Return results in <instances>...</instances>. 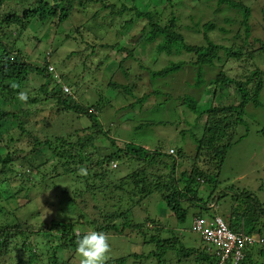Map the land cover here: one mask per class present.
Listing matches in <instances>:
<instances>
[{"label": "trees", "instance_id": "obj_1", "mask_svg": "<svg viewBox=\"0 0 264 264\" xmlns=\"http://www.w3.org/2000/svg\"><path fill=\"white\" fill-rule=\"evenodd\" d=\"M102 1L0 0V99L4 103L21 101L18 93L26 91L28 100L21 102L30 107L31 111L25 116L30 118L33 126L40 125L28 141L32 149L22 153L21 157L18 150L0 155L2 180L12 176L19 181V186L7 201L13 219L0 226V264H8L4 262V257L10 256L15 247L23 253L17 258L16 264H41L40 251L44 245L41 247L40 243L39 246H33L31 242L33 238L41 239V242L49 238L50 244H46L45 247H49L51 251L44 264H79L76 260L74 263L73 254L76 252L77 240L86 233V230L102 231L108 236H122L126 230L131 229L142 230L145 223L134 224L130 217H133L135 210L152 195H158L170 215L181 224L186 221L188 208L198 209L193 219L219 216L218 207L224 206V213L219 217L233 233L263 240L262 244H246L243 248L244 257L239 264L249 262L255 264V254L264 262V236L260 230L261 220L264 218V203L259 202L246 190L233 192L228 188L219 189V172L229 151L248 136V130L240 132V127L245 125V110L248 105L254 108L261 106L260 96L264 90V67L261 68L255 63L256 58L264 57V39L254 38L251 35V9L248 4L251 0L203 1L213 2V9L208 12L209 16L216 13L224 14L222 10L225 7L234 10L233 15L224 16L223 22L229 25L238 24L241 29L237 30L234 40L228 45L217 44L209 38V32L216 29L213 19L201 25L191 16L189 17L191 26L179 27L176 18L172 15L168 24L161 26L160 18L163 10L160 8L140 11L137 7L123 5L117 15L113 14V16L124 21L119 23L120 25L111 23L106 27V30L110 29L107 34L112 35L113 38L119 35L128 38L124 48L118 47L126 52V56L118 64V70L122 71L125 77H128V74L123 64L127 61L136 63L135 48L144 43L155 45V53L161 57L168 58L182 53L191 56L189 61L170 64L161 70L151 71L153 79L168 75L186 65H192L198 68L193 85L196 88L207 86L205 92L210 89L216 90L220 86L234 88L236 102L213 104L205 110H200L199 113L194 99L184 98L187 107L191 111H196V122L203 119L204 125L202 135L196 141V154L188 162V169H183L181 172L179 171L181 163L189 159L184 155V150L169 148L168 152H163L160 149H146L130 144L117 146L116 140L110 135V130L99 120V114L105 110L103 106L100 107L98 103L85 105L79 102L73 93L77 85L69 82L67 86L62 84L61 79L65 76L55 72L54 67L50 70L52 63L50 54L39 57L42 65L34 66L30 63L32 57L35 58L33 54L38 51L40 42L30 29V24L34 20L45 30L48 26H57L73 14L79 16L82 13L86 14L89 5ZM165 1L173 9L174 0ZM102 7L113 8L112 5ZM131 15L139 23L141 22L140 30L135 29L133 19L128 20ZM91 20L88 19L85 23L77 25L76 32H69L65 35V39L73 43L83 37L92 39L95 44L89 43V49L93 54L97 47L103 50L119 46L116 42L99 45L98 43L103 41L105 36H97L96 32L99 34L104 28L101 27L103 25L96 24V30L87 33ZM219 30L226 32L225 29ZM189 33L197 37L201 35L202 41L198 42V45H193L187 41L191 38ZM33 40L36 44L27 52L26 47L32 44ZM86 48L88 49L87 46ZM79 53L73 51L67 58ZM232 63L237 64L238 72L235 75H231L225 69L227 64ZM101 66H104V61L98 63L95 68L99 70ZM205 66L217 69L214 78L207 83H204L202 73ZM147 67L146 70L149 71ZM32 74L39 76L41 81L37 82H40L37 87L33 89L30 87V90H27L32 83ZM137 80H140V76L135 77L134 74L131 79L126 78V84L113 82L111 79L107 86L120 94L128 95L138 89ZM63 87H67L69 93H65ZM147 98L149 93L135 98L133 103L125 107L141 104ZM50 101H53L57 107L56 116L75 114L78 118H86L89 125L74 130L66 136L49 137L46 135V123L50 122H46L45 118L36 121H32L31 118L41 114L43 103ZM9 118L16 120L17 115L0 108V121ZM260 132H264V128ZM101 140H106L109 147L104 149L99 147L97 142ZM38 148L48 149L52 159L42 164L38 163L32 157V153ZM119 161L126 163L127 168L123 176L117 177L115 172L119 168ZM81 167L86 168V175L80 174ZM206 185L211 186L212 189L204 199L201 193ZM33 190L51 193L50 198L46 200V205L52 208V215L49 216L47 213L46 217L51 219L49 224L37 231L29 228L27 220L22 218L25 216L24 213L28 214L26 217H37L42 214L43 206L31 211L34 197L32 198L30 193ZM60 217L70 218L65 221ZM53 231L60 233L61 237L58 239ZM198 236L203 243L202 247L191 249L184 247L176 236L162 239L158 235H152L148 244L155 245V250L151 251L148 257L156 256L159 263L163 264L168 256L175 253L178 262L184 264H190V261L199 264H217V259L211 250L213 246L205 243L201 236ZM70 252L72 255L67 257L66 253ZM143 256L141 253H133L120 259H111L106 264H124L127 258L133 257L134 260H138Z\"/></svg>", "mask_w": 264, "mask_h": 264}, {"label": "rangeland", "instance_id": "obj_2", "mask_svg": "<svg viewBox=\"0 0 264 264\" xmlns=\"http://www.w3.org/2000/svg\"><path fill=\"white\" fill-rule=\"evenodd\" d=\"M203 1L174 0L172 9L165 0H103L101 3L89 5L87 13H82L81 17L73 14L72 17L58 23L57 26H48L45 30L34 20L30 24V29L36 34L40 42L39 46L37 45L38 51L33 54L35 58L32 57L30 63L34 66L42 65L39 62V57L50 54V61L52 62L50 65L54 67L55 72L59 75L65 76L61 79L62 84L67 86L69 82L70 84L75 83L77 85L73 89V93L79 102L85 105H96L98 103L100 107L103 106L105 110L99 114V120L110 130V135L116 140L117 146L130 144L146 149H160L163 152H168L169 148L184 150V155L189 159L181 163L179 167V171L181 172L183 169H188V162L196 154V141L199 140L203 132L204 120L196 122L197 113L213 104L236 102L237 96L234 88L228 89L220 86L216 90L210 89L207 92H205L208 89L207 86L196 88L193 85L198 68L192 65H186L168 75L153 79L151 71L161 70L170 64L189 61L191 60V56L188 53H182L178 56H174L176 55L174 54L168 58L165 56L161 57L155 53V45L152 46L144 43L135 48L136 63L127 61L123 64L128 74V77H125L124 73L118 70V64L126 56V52L118 47L124 48L128 38H124L125 35L113 38L112 35L107 34V31L110 29L106 30V27L111 23L120 25L119 23L124 21L122 18L119 19L115 16L123 5L137 7L140 11L160 8L163 10V15L160 18L161 26H166L171 20L172 15L176 18V23L179 27L191 26V20L189 19L191 16L194 17V21H199L201 25L207 22V20L213 19L216 29L209 32V38L217 44H230L234 40L237 30L241 28L235 23L226 24L223 22V19H225L224 16L233 15L234 10L225 7L222 10V12H225L224 14L216 13L209 16L208 12L213 9V2L207 1L204 3ZM248 4L251 9V35L254 38L264 39V0H251ZM103 5H112L113 8H103ZM113 14L115 15L113 16ZM88 19L92 20L88 25L87 33H93L96 30V24L103 25L101 26L104 28L103 31H99L101 32L99 34L96 32L97 36H105V39L98 43L99 45L107 42H116L119 43V46L113 49L104 48L103 50L97 47L95 54H93L92 50L89 49V43L91 45L95 44L92 39L89 40L83 37L74 41V43L65 39V35L69 32H76L77 25L85 23ZM129 19H133L135 29L140 30L142 27L141 22L139 23L132 15ZM219 29H225L226 32H221ZM190 36L191 38L187 39V41L193 43V45H198V42L202 41L201 35L197 37L194 34H190ZM35 44L36 41L33 40L32 44L26 47V51L29 52ZM73 51L78 53L81 51L82 53L67 58ZM103 61V67L101 66L99 70L95 68L98 63H102ZM255 63L263 68L264 57L256 58ZM236 65V63L227 64L225 69L231 75H235L238 72ZM146 67L149 71L146 70ZM216 72L217 69L205 66L202 72L204 83L214 78ZM134 74L135 77L140 76L141 81L137 80L138 89L131 94H120L107 86L111 79H113V82L126 84V78L131 79ZM31 79L32 83L27 90H30V87L32 89L37 87L40 83L37 82L41 81V78L35 74L31 75ZM146 93H149V98L143 103H138L133 107H125L127 104L133 103L135 98L141 97ZM186 97L194 99L197 113L196 111H191L187 107L188 104L184 103V98ZM260 105L258 108L248 105L245 110V125L240 127V132H244L246 129L248 130V136L243 142L234 146L229 151L219 172V189L228 188V190L231 189L233 192L246 190L259 202L264 203V132H260L264 128V90L260 96ZM41 107L43 108L41 114L35 115L31 120L47 119L46 122L49 121L50 123H46V135L49 137L66 136V134H71L74 130L82 129L89 125L86 118H78L75 114L56 116L55 111L57 107L53 101L43 103ZM0 108L14 112L17 115L16 120L9 118L0 121V155L18 150L21 157L22 153L32 149L28 141L37 129L40 128V125L33 126L30 118L25 116L30 113L31 109L21 101L4 103L0 99ZM118 108L124 109L115 110ZM97 143L103 149L109 147V143L106 140H101ZM32 157L42 164L43 162L50 161L52 154L46 148H38L32 153ZM119 162V168L115 172V176L117 177L123 176L127 168L126 163L123 161ZM18 186L19 181L13 179L12 176H7L3 180L0 176V226L11 222V219H13L10 205L7 201L8 197L14 194L13 191ZM211 189L212 187L209 185L204 186L201 197L206 199ZM30 194L32 198L34 197V206H32L31 211H35L38 207L43 206L42 214L37 217H26L28 214L24 213L25 216L22 218L27 220L29 228L37 231V229H43L45 225L49 224L48 222L51 219V217H46L47 213L49 216L52 215L51 206L46 205V200L50 198L51 193L33 190ZM24 201L22 200V202ZM197 213V208H188L186 221L181 224L170 215L166 205L158 195L150 196L142 203L141 207L135 210L134 216L130 217V219H133L134 224L144 222L145 227L140 231L137 229L126 230L122 236H109L110 252L108 253L106 262L111 259H120L133 253H141L146 257H140L138 260L130 257L127 258L124 264H160L156 256H152V258L148 257L151 251L155 250V245L148 244L152 235H158L162 239H171L173 236H176L186 248H201L203 243L200 237L191 233L190 230L192 217ZM218 213L219 216H222L224 206L218 207ZM21 216H23V213ZM60 218L67 221L70 217ZM260 230L264 236V218L261 220ZM86 232L88 231L86 230ZM75 233H77V230ZM54 235L58 239L61 237L57 231L54 232ZM48 240L49 238L41 242V239L37 240L33 238L31 241L33 246H39L40 243L41 247L44 245L40 251L41 264L46 262L47 256L51 251L49 247H45L46 244H50ZM22 254L19 248L15 247L10 256L4 257V262L16 264L17 258ZM66 254H68L66 255L67 257L72 255L71 252ZM73 258L74 263L75 260L79 263L80 257L77 252L73 254ZM254 260L255 264L264 263L256 254ZM189 263L199 264L194 261H190ZM163 264L184 263L178 262L177 255L174 253L168 256ZM247 264L253 263L249 262Z\"/></svg>", "mask_w": 264, "mask_h": 264}, {"label": "built area", "instance_id": "obj_3", "mask_svg": "<svg viewBox=\"0 0 264 264\" xmlns=\"http://www.w3.org/2000/svg\"><path fill=\"white\" fill-rule=\"evenodd\" d=\"M50 70H52L51 67ZM62 89L65 93H69L67 87ZM190 228L191 232L200 235L205 243L213 246L212 251L217 259V264H239L244 257L243 248L246 244L263 243V240H258L256 237L233 233L217 215L195 217L192 219Z\"/></svg>", "mask_w": 264, "mask_h": 264}, {"label": "clouds", "instance_id": "obj_4", "mask_svg": "<svg viewBox=\"0 0 264 264\" xmlns=\"http://www.w3.org/2000/svg\"><path fill=\"white\" fill-rule=\"evenodd\" d=\"M50 67L52 66L50 65ZM18 98L27 102V92H19ZM80 174L86 175V168L81 167ZM75 251L80 257L79 264H106L110 252L109 236L102 231L90 230L77 240Z\"/></svg>", "mask_w": 264, "mask_h": 264}, {"label": "crops", "instance_id": "obj_5", "mask_svg": "<svg viewBox=\"0 0 264 264\" xmlns=\"http://www.w3.org/2000/svg\"><path fill=\"white\" fill-rule=\"evenodd\" d=\"M148 149H151V148H148Z\"/></svg>", "mask_w": 264, "mask_h": 264}]
</instances>
